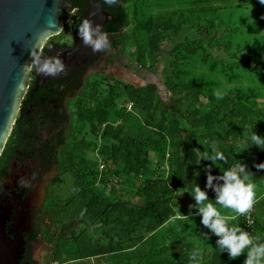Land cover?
I'll return each instance as SVG.
<instances>
[{
    "label": "trees",
    "instance_id": "obj_1",
    "mask_svg": "<svg viewBox=\"0 0 264 264\" xmlns=\"http://www.w3.org/2000/svg\"><path fill=\"white\" fill-rule=\"evenodd\" d=\"M130 1L132 0H119L112 10L114 20L106 28V31L116 34V45L121 44L124 52H130V57H135L137 63L144 66L142 64V50L132 52L133 45L139 44L137 33L146 31L148 45L151 46L152 53L156 56L161 55L162 48L159 47V42L160 39L167 38V34L163 27L154 23L153 18H150L143 25L137 22L134 30L131 33L127 32L126 29L132 21L127 8ZM135 16L137 19V13ZM227 27L231 33H237L240 28L242 31L245 29L243 25H239V22H236L235 25L227 24ZM255 29L254 24L250 30L254 31ZM219 43L225 44L226 42L220 41ZM225 46L223 54L227 55L228 61H221L223 65L221 72L226 75L229 81L233 82L241 79L239 73L242 71L250 76L252 85L247 88L242 86L243 88H240L234 97L222 96L224 100L220 104V111L216 109V111H211L208 114H204L200 110L198 105L203 103L198 100L201 95H204L208 99L204 105H211V101L216 102V96L210 90L213 81H204L201 84H196L193 81L189 85L183 86L182 90L177 91L175 86L178 84L172 80L171 83L168 82V86L173 96L168 101L156 100L158 94L156 84L137 86L118 80L110 86L109 94L103 98L99 93V84L94 82L92 77L88 80L84 90L74 101L71 110L73 116L71 135H76V137L70 151L69 145L60 150L62 173L80 172L82 165L90 161L87 155L91 152L94 153L98 149V145L89 141L88 136L95 135L97 138H101L103 142L99 146L98 152L104 158L107 167L103 170L104 175L109 177L112 174H118L119 182H124L125 179L128 182L131 177L138 180L144 178L145 182L140 189L136 190V195L144 198V201L140 203L141 206L139 205L143 211L139 214L134 205H129L124 200L113 201L110 198L101 197L93 187L83 186L78 191V199L82 201L78 211L92 210L93 212L89 214L91 222L104 220L109 227H112L111 232L107 230V233L100 235L99 238H96L89 229L83 230L79 234L75 232L73 237L77 249L74 253L81 258L106 256L111 257V263L114 264H118L120 261L124 264H136L134 263L136 253L146 243L148 234L156 232L166 222L173 220L177 215V207H185L184 200L177 196L176 190L181 187L190 190L196 183L201 188H205L208 174L207 166H211L214 175H221L222 168H227L229 165L242 160L248 169H254V174L257 172L261 178H264V169L255 168V162L264 161V150L255 145L248 147L247 142V137L251 134L250 130L253 127L258 129L260 125L258 118L264 117V114L258 110L259 105L256 96L259 92H264V44L258 47L252 42L240 43L238 49L233 52H227L231 46L230 42ZM207 57L208 59L211 58L210 56ZM208 66L212 72L215 71L218 68V60L216 63L208 64ZM176 71L180 72L179 69ZM236 71H238L237 75ZM109 78L110 76L107 75L103 76L101 80L105 82ZM117 85H121V91L130 101L129 103H134L132 113L125 114L114 110L117 104L116 98L121 96ZM212 89L216 90L215 88ZM27 113L25 106H23L2 156L3 163L14 146L24 141L22 138H41L42 134L38 127L39 120L35 121L32 115ZM50 115L48 114L47 118ZM246 116L248 117L246 118ZM230 117H234V119L227 124L226 121ZM47 118L45 119L47 120ZM118 122L122 124L118 125ZM182 122L196 129V135L204 138L209 136L210 138H205V141L204 138H202L203 140L196 138L194 143L188 137V133L185 135ZM212 142H215L216 146L225 153L227 162H213L210 159H204L206 162L204 164L202 158L199 159L200 155L209 149L206 144ZM170 147L173 150L167 152ZM73 155H76L75 160ZM78 158L81 162L76 161ZM91 162L93 167L97 166L95 158ZM78 163L81 164V167ZM108 164L110 166L115 165V171L108 170ZM167 165L169 167H166ZM158 170H167L169 179L173 181L167 186L169 197L155 196L159 190H163L160 186L162 177L154 180V174L158 173ZM89 176L92 178L95 176L94 168H91ZM206 190L210 198L215 197L213 189ZM188 193L190 194V192ZM55 195H57L56 188L53 190L51 201L49 200L46 207L48 217L54 225L57 223V217L67 208L65 199L53 200ZM217 207L221 211L234 213L231 209H224L219 205ZM256 209L264 211V200L257 205ZM253 213L252 209L251 215L247 218L236 213L234 215L237 222L248 223L251 221ZM144 220L146 221L145 228L142 226ZM259 222L263 221L261 218L255 219L254 216L253 221L249 222V227H253L254 224L257 226ZM52 227L53 225L45 223L46 241L53 246L52 260L55 261L59 240L66 237L67 234L64 233L55 239L51 230ZM118 230H120V236L111 234ZM218 257H223V262L226 263L223 253L220 252L215 253L211 262L213 264L218 263ZM163 260L162 258L154 263L174 264L172 261L165 262Z\"/></svg>",
    "mask_w": 264,
    "mask_h": 264
},
{
    "label": "rangeland",
    "instance_id": "obj_2",
    "mask_svg": "<svg viewBox=\"0 0 264 264\" xmlns=\"http://www.w3.org/2000/svg\"><path fill=\"white\" fill-rule=\"evenodd\" d=\"M127 8L129 9L132 20L131 25L126 29L127 32L131 33L137 22L143 25L150 18H153L156 25L159 24L163 27L167 38L160 39L159 47L162 48V53L156 56L152 53L151 46L148 45V37H146L148 34L146 31H139L137 33L139 44L133 45L132 52L135 53L139 49L142 50V64L145 67L137 63L135 57H130V52L123 51V57L117 60L116 64L107 68V71L112 75L110 81L102 82L98 75L92 76V80L99 84L101 97L104 98L109 94L110 86L114 85L116 80L137 86L151 83L156 84L158 87L156 100L163 99L168 101L173 96L168 86V82L171 83L172 80L178 84L175 86V90L177 91L182 90L183 86H187L193 81L196 84H201L204 81H213L214 83L210 85V90L213 92H210L215 94L216 102L211 101V105L206 106L204 104L207 103L208 99L204 95H201L199 100L197 98L198 101L201 100L203 103L198 105L200 110L204 114H208L211 111H216V109L220 111V104L224 100L222 96L234 97L237 95L238 90L243 88L242 86L247 88L252 85L250 76L242 71L239 73L241 74L240 80L229 81L226 75L221 72L223 70L221 61H228L227 55L223 54L225 45L228 42L231 43V46L227 52H233L238 49L240 43L252 42L258 45V47L264 44V3H261L260 0H132L127 4ZM136 13L137 19L135 16ZM236 22H239L240 26L243 25L245 29L242 31L240 28L237 33H231L227 24L235 25ZM254 24L256 29L251 31L250 28ZM220 41L226 43L220 44ZM207 56L211 58L208 59ZM206 57L207 60L205 61ZM216 60H218V68L212 72L208 64L216 63ZM176 69H179L180 72H177ZM174 74L177 76L175 77ZM237 74L238 71H236ZM212 88H215L217 91ZM117 89L121 93V96L116 98L117 104L114 110L125 114L132 113L134 108L132 111H127L130 101H128L123 91H121V85H117ZM217 93L220 95L217 96ZM184 94L186 93L184 92ZM256 96L259 105L258 110L264 114V92H259ZM233 119L234 117H230L226 123H231ZM258 119L260 121L258 129L253 127L250 133L254 130L264 135V117ZM117 124L122 123L118 122ZM182 127L185 135L188 133V137L194 143V139L204 138L203 136L196 135L197 130L185 122H182ZM57 129H62V126L58 125ZM205 138L210 137L205 136ZM88 140L97 144L98 149L103 144L101 138H97L95 135H89ZM69 141L70 151L72 144L75 142V138H70ZM206 145L209 147L210 144ZM98 149L94 153H88L87 156L90 159L88 163L83 164L82 167L78 163L79 167H81L80 172L68 171L62 173L57 179V185L55 187L57 195L53 197V200L65 199L67 201L65 205L67 208L57 217L54 233L56 236L64 233L67 236L60 239L58 252L55 256V264H114L113 262L111 263V257L99 256L84 259L74 253L77 245L72 235L73 232L79 234L83 230L89 229L98 237L99 235L107 233V230L111 232L112 228L104 220L91 222L89 220V214L93 212L92 210L85 211L83 209L82 212L78 211L82 203L81 199H78V191L83 186L93 187L101 197L110 198L113 201L124 200L129 205H134L138 214L143 211V208H140V203L144 201V198L136 195V190L144 185V178L138 180L135 177H131L128 182L125 179L124 182L115 183L114 180L118 178V174H112L108 177L101 171V164L105 163V161L101 154H99ZM172 150L173 148L170 147L167 152H171ZM73 157L75 160L76 155H73ZM94 158L97 166L93 167L91 160ZM76 161L81 162L79 158ZM202 162L206 164L204 158H202ZM166 167H169V165ZM91 168H94L95 171L93 178L89 176ZM115 169V165L110 166L108 164V170H112L113 172ZM249 170L253 172L251 179L256 185L257 196L254 208H252L254 213L250 220L253 221L255 216V219L261 218L263 222L257 223V226L254 224L253 227H249V222H237L236 216L231 211L222 210V212L233 216V223L242 225L253 235L262 236L264 234V211L256 209V207L264 200V178H261L257 172V175L254 174L255 171L253 168H249ZM160 177H162L160 179V186L163 190H159L155 196L163 198L169 197L167 186H169L168 183L171 184L173 181L169 179L167 170H158V173L154 174V180ZM43 191L44 189L40 192L39 202H42ZM176 192L178 194L177 196H180L184 200L183 204L185 207H177V215L172 221L166 222L156 232L148 234L146 243L136 253L134 263L155 264L154 262L163 258V261H172L174 264H213L211 260L214 259L215 253L220 252L223 253L226 263L223 262V257H218V263L216 264H243L246 253L238 258L231 259L226 251L221 252L217 247V237L206 226L201 224L200 216L196 211L194 197L185 191L183 187L178 188ZM252 209L244 217H249ZM185 215L187 216L184 220L178 219V217ZM145 222L144 220L143 228L146 226ZM111 234L121 235L120 230L116 233L112 232ZM104 238L108 239L105 236ZM36 247L37 258L40 259V264H42V258L40 257L45 251L46 245L40 240ZM193 252L199 253L197 261H193L190 258ZM47 261V264H51L53 261L52 257ZM118 264L124 263L120 261Z\"/></svg>",
    "mask_w": 264,
    "mask_h": 264
},
{
    "label": "flooded vegetation",
    "instance_id": "obj_3",
    "mask_svg": "<svg viewBox=\"0 0 264 264\" xmlns=\"http://www.w3.org/2000/svg\"><path fill=\"white\" fill-rule=\"evenodd\" d=\"M68 2L69 0H65V4ZM65 4L61 8L63 29L48 36L38 53L45 56L62 55L66 63L65 73L58 77H46L35 70L29 71L27 90L21 102L20 112L25 106L27 114L32 115L35 121L39 120L41 138H22L24 141L14 146L3 163L2 156L7 141L0 156V223L10 237L9 241L14 242L20 233L24 235L26 246L19 257V264H40L36 247L40 240L46 245L40 257L42 264H47V260L53 256V246L46 241L45 223L53 225L51 230L55 239L62 234L55 235L56 224L50 221L46 207L57 185V179L62 175L60 150L70 145V137H76L71 135V110L74 101L78 99L92 76L98 75L102 79L103 76L109 75V80L105 82L110 81L112 75L107 68L116 64L124 55L122 45H116L117 35L106 31L114 20L112 10L118 3L109 5L104 0H71L68 6L72 8L73 15ZM90 10L93 11L94 22L102 24L111 42V47L98 52L99 56L94 61L91 60L94 58L91 55L95 52L90 46L84 48L86 56H83V60L79 53L73 51L80 38L77 26ZM48 114H51L49 118ZM58 125H61L62 129H57ZM42 189L46 191V195L43 201L39 202ZM26 212L32 214L31 228L25 226L23 230L28 228L29 231L22 232L18 216ZM99 237L100 235L96 238Z\"/></svg>",
    "mask_w": 264,
    "mask_h": 264
},
{
    "label": "clouds",
    "instance_id": "obj_4",
    "mask_svg": "<svg viewBox=\"0 0 264 264\" xmlns=\"http://www.w3.org/2000/svg\"><path fill=\"white\" fill-rule=\"evenodd\" d=\"M113 5L119 0H104ZM264 3V0H260ZM71 3L69 0L66 7ZM71 15L73 10L71 7ZM78 27V35L84 45L90 46L92 51L101 52L111 47L109 34L99 23H95L88 16L82 18ZM31 61L26 66L28 71L35 70L46 77H58L65 73L66 63L60 54L43 55L31 51ZM220 94L217 93V96ZM248 147L255 145L264 150V135L252 131L247 137ZM210 159L213 162L226 161L225 153L220 150L215 142L209 145L200 158ZM256 169H264V161L255 162ZM205 188L196 183L190 192L196 201V211L200 216L201 224L206 226L216 237V245L221 252L226 251L231 259L246 253L243 264H264V236L253 235L240 224L233 223L234 217L223 213L217 205L224 209H231L240 216L248 214L256 203V185L251 179L253 172L248 169L245 162L239 160L227 168H222L221 175H214L211 166L207 169ZM197 175L199 173L197 172ZM213 189L215 197L210 198L206 189ZM187 215L178 219L184 220ZM251 222V221H248ZM199 253L193 252L191 259L197 261Z\"/></svg>",
    "mask_w": 264,
    "mask_h": 264
},
{
    "label": "water",
    "instance_id": "obj_5",
    "mask_svg": "<svg viewBox=\"0 0 264 264\" xmlns=\"http://www.w3.org/2000/svg\"><path fill=\"white\" fill-rule=\"evenodd\" d=\"M64 4L65 0H0V156L12 134L27 90L29 71L26 66L32 59L30 53L37 50L39 53L46 38L63 29L61 8ZM87 16L94 21L92 10ZM86 47L79 38L73 51L83 60ZM91 56L94 61L99 54L95 52ZM45 195L44 190L42 201ZM31 217V212L19 214L21 230L25 226L31 228ZM28 228L22 232L29 231ZM9 238L0 223V264H19L26 240L22 233L14 242Z\"/></svg>",
    "mask_w": 264,
    "mask_h": 264
},
{
    "label": "built area",
    "instance_id": "obj_6",
    "mask_svg": "<svg viewBox=\"0 0 264 264\" xmlns=\"http://www.w3.org/2000/svg\"><path fill=\"white\" fill-rule=\"evenodd\" d=\"M133 108H134V103H132V102L129 103V104H128V110H129V111H132ZM105 168H106V164H105V163H102V164H101V171L105 170ZM114 182H115V183H118V182H119V178H116V179L114 180Z\"/></svg>",
    "mask_w": 264,
    "mask_h": 264
},
{
    "label": "crops",
    "instance_id": "obj_7",
    "mask_svg": "<svg viewBox=\"0 0 264 264\" xmlns=\"http://www.w3.org/2000/svg\"><path fill=\"white\" fill-rule=\"evenodd\" d=\"M170 221H172V220H170Z\"/></svg>",
    "mask_w": 264,
    "mask_h": 264
}]
</instances>
